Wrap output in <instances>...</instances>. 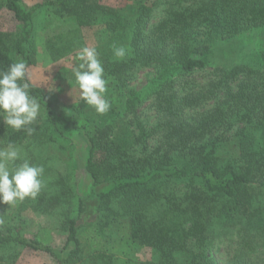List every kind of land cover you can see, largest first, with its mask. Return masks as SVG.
Wrapping results in <instances>:
<instances>
[{"label": "trees", "instance_id": "16d2710c", "mask_svg": "<svg viewBox=\"0 0 264 264\" xmlns=\"http://www.w3.org/2000/svg\"><path fill=\"white\" fill-rule=\"evenodd\" d=\"M1 11L18 27L0 31V69L25 62L40 112L30 134L0 118V148H19L43 173L34 198L0 203V264H15L24 250L56 264H114L111 249L126 241L151 255L125 264H264V46L246 62L214 57L220 40L264 30V0H0ZM43 11L72 20L45 38L51 61L87 46L84 27L105 32L94 47L106 113L80 97L57 112L31 82ZM119 46L122 59L114 56ZM141 70L151 73L136 88ZM59 155L65 172L53 167ZM27 210L56 216L65 234L59 248L28 234ZM89 227L103 248L87 250ZM225 236L232 252L222 263L212 249Z\"/></svg>", "mask_w": 264, "mask_h": 264}, {"label": "rangeland", "instance_id": "374dc122", "mask_svg": "<svg viewBox=\"0 0 264 264\" xmlns=\"http://www.w3.org/2000/svg\"><path fill=\"white\" fill-rule=\"evenodd\" d=\"M41 1L27 0V3L31 5ZM101 1L112 6H123L127 3V0ZM162 7V5L159 6L153 12L156 19L162 14ZM71 24V19H62L55 14H48L47 11H43L38 15L35 64L28 69L31 82L45 90L52 99L57 112L68 109L80 97V90L75 85L71 73V68L78 63L77 54L51 61L45 50L44 41L50 35L66 31L71 27ZM17 25L11 14L5 11L0 12V31L16 30ZM105 37L107 38L102 28L97 26L83 28V39L87 47L101 44ZM219 42L220 46L214 49V57L219 64L250 61L255 53L257 54V51L264 46V30L252 29ZM150 73L149 70H141L132 84L136 88H141ZM53 167L60 172L66 171L64 159L60 155L53 162ZM24 217H26L28 234H38L45 241L52 243L55 248H59L64 242L65 234L58 229L56 216L27 210ZM227 240L225 236L221 240L215 241L212 249L215 258L222 263L228 259L229 252H232L227 247ZM83 242L87 250L101 249L104 244V241L101 240L92 227L87 228L85 234H83ZM111 251L117 257L114 264H125L127 256H135L144 260L150 258L151 255L149 249L131 244L128 241L116 244ZM15 264H56V262L54 258L46 253L24 250L20 253Z\"/></svg>", "mask_w": 264, "mask_h": 264}, {"label": "clouds", "instance_id": "9594fccd", "mask_svg": "<svg viewBox=\"0 0 264 264\" xmlns=\"http://www.w3.org/2000/svg\"><path fill=\"white\" fill-rule=\"evenodd\" d=\"M126 49L115 47L114 56L124 58ZM79 61L71 68L74 83L80 90V98L99 114L106 113L110 102L105 98L106 83L104 69L95 47H83L76 56ZM27 66L23 60L10 63L0 69V118L13 130L26 129L40 112V104L30 94V83L26 80ZM20 163H16L17 161ZM41 166L31 165L22 158L19 148L9 145L0 148V203L12 204L26 197H35L41 189Z\"/></svg>", "mask_w": 264, "mask_h": 264}]
</instances>
